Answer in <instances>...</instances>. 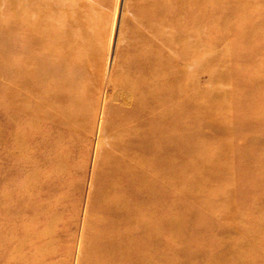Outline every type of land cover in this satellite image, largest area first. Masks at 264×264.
<instances>
[{
  "label": "bare ground",
  "instance_id": "obj_1",
  "mask_svg": "<svg viewBox=\"0 0 264 264\" xmlns=\"http://www.w3.org/2000/svg\"><path fill=\"white\" fill-rule=\"evenodd\" d=\"M70 1L0 0L12 35L0 37V220L7 230L0 227V240L34 234L40 247L57 245L62 234L55 220L64 207L62 172L72 168L90 127L101 82L97 48L61 31L78 23L73 14L80 13L65 10ZM217 8L216 0H139L136 26L123 37L107 79L90 197L101 207L86 224L99 236L84 239V264H170L181 257L187 264L264 263V244L253 253L243 246L250 235L228 241L225 231L229 218L264 210V135L251 131L264 116L239 111L247 95L235 77L240 67L233 54H219V40L204 39L203 20ZM205 65L211 73L204 87L197 76ZM244 142L246 150L236 146ZM33 216L51 226H28ZM56 249L39 254L37 264Z\"/></svg>",
  "mask_w": 264,
  "mask_h": 264
},
{
  "label": "rangeland",
  "instance_id": "obj_2",
  "mask_svg": "<svg viewBox=\"0 0 264 264\" xmlns=\"http://www.w3.org/2000/svg\"><path fill=\"white\" fill-rule=\"evenodd\" d=\"M216 1L218 2V8L213 14L208 16L206 20L209 19V21L203 20V25L208 24L204 27V39L219 40L220 44L214 45L217 50L219 49V54H233L232 64L236 68L240 67L239 70L235 69V77L237 76L238 84L243 86L242 88L245 89L247 95L242 96V98H245V101L241 104L239 111L241 110V112L244 113L248 111L255 113L256 110H259V113L264 116V80L259 77L260 74L261 76L264 75V72H262L264 68V0ZM69 5L70 7L65 10L79 12L80 14L81 11H83L84 14L87 11L86 14L82 15L83 17L80 18L85 21L82 20V22L79 19L80 14H73V16L78 15V23L76 25L65 24V27H63L64 31L63 28L61 31L65 33L66 31L68 33L71 32L73 35H81L83 41H89L97 48V52L95 53H98V64L95 63L94 67L100 71L101 82L94 107L92 108L93 116L88 122L90 127L88 126V130L81 134L78 140L76 150L74 151V157L71 160V162L73 161V166L69 170H67V168H65V170L61 169L63 170L62 173L67 175L64 183L67 186H64L66 187L64 194L65 199L61 201L58 200V205H64V207L60 210H56L55 220L58 221L61 219V224L59 223V225H62V227H60L62 228V234L57 245L56 242L55 245L46 243V245H41L40 247L37 243L36 234V236L33 234L31 238L25 241H23V235L12 242L8 241L6 237L5 240L2 238L0 240V264H13L14 256L20 259V263L17 262V264H22L23 259L32 260L26 262V264H37L39 254H47V249L53 250L56 249L57 246L58 248L55 253L52 251L53 253H51L50 256H45L43 264L89 263L90 260L88 256L84 263L81 261L84 258L81 252L83 241L84 239L85 241L87 239H97L99 236L97 231L93 230L92 227L90 228L89 225H87L88 227L86 229V224L90 222V214L97 213L101 207L95 201L91 202L90 197L95 189V161L98 154V147L102 139L100 130L103 120L104 103L109 99L111 93L107 84V79L110 75L111 66L118 54V49L123 44V37L131 33L136 26V21H134V19L138 12L139 0H71ZM57 14L59 15V12ZM9 16L8 9L5 6L1 7L0 37L9 38L12 36L8 31ZM72 19H75V17H72ZM199 24L202 25V22H199ZM70 27L72 30L69 29ZM14 35V40L19 45L22 44L23 40L21 39H23L24 34L22 35V32L17 30L14 32ZM84 37L85 39H83ZM8 40L6 42H8ZM227 50L229 51L227 52ZM208 67V65H205V68L200 71L197 76L198 82L204 87L210 81L211 71L208 69L211 68ZM255 79L258 80L256 83H254ZM232 80L235 84V78H232ZM2 83V80H0V85ZM235 85H237V82ZM248 91H252V93L250 94ZM0 107L3 106L0 105ZM237 110L238 109H235L234 111L236 112ZM251 131L255 134H260L262 137V135H264V125H260ZM244 133L246 135L249 134L248 131H243L242 134ZM236 146H241V149L246 150L248 148V143L244 142ZM2 158L3 157H0L1 173L5 170V162ZM254 196L256 199H259L262 195L255 194ZM52 198L53 197H49V200ZM53 202L56 203V200H53ZM46 204L49 205L50 201H47ZM260 209L261 212L258 213L252 212L250 214V212L247 211V213L243 212V214H239L237 217L229 218L225 230L227 232H225L227 234V240L235 241L239 238L242 239L244 235H250V237H247L249 241L243 244V246L253 250V253L262 250V246L260 245L264 244V228L259 229L257 227V221L263 218L262 214H264V210L262 211V207H260ZM260 209L257 211H260ZM3 223V219L0 220V227H2L1 231L5 234L7 231L5 228L6 224ZM26 224L31 227L40 226L39 228H41V230H46L51 226V221H47L46 219L41 220L39 216H33L30 222ZM237 225H239L241 229L237 228L239 231L234 233L232 227H236ZM96 226H98V224H96ZM231 228L232 231H230ZM169 234L170 233H166L167 236H169ZM176 234L179 233L177 232ZM53 236L54 235H52V237ZM213 242L214 240L209 242V250L211 252L216 248V244L213 245ZM179 245H182V243ZM177 249L180 250V247L178 246ZM190 251L191 250H188L189 253ZM199 251L203 253L202 247H199ZM202 253L197 257L201 260L209 258L207 254L204 255ZM183 260V257L179 259L173 258L170 259L169 262H171L170 264H187ZM259 262L260 261H258V263ZM155 264H160V262H156Z\"/></svg>",
  "mask_w": 264,
  "mask_h": 264
}]
</instances>
